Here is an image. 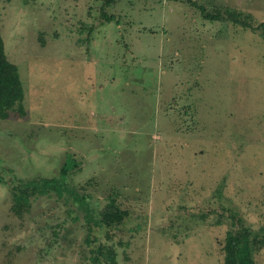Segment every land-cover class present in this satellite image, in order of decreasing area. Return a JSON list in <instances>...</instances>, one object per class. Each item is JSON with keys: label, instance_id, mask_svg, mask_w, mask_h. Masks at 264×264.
<instances>
[{"label": "rangeland", "instance_id": "1", "mask_svg": "<svg viewBox=\"0 0 264 264\" xmlns=\"http://www.w3.org/2000/svg\"><path fill=\"white\" fill-rule=\"evenodd\" d=\"M98 5L0 0L24 111L0 121V264H94L99 245L116 264H223L224 208L264 227V38L197 7L257 25L264 0H119L104 25ZM70 155L62 185L94 220L110 199L127 211L110 241L66 192L11 211L13 186L57 177Z\"/></svg>", "mask_w": 264, "mask_h": 264}, {"label": "trees", "instance_id": "2", "mask_svg": "<svg viewBox=\"0 0 264 264\" xmlns=\"http://www.w3.org/2000/svg\"><path fill=\"white\" fill-rule=\"evenodd\" d=\"M98 1L97 13L100 25L108 24L114 21L112 15L109 14L108 9L114 7L119 0H93ZM194 6L193 3H191ZM95 7V6H94ZM94 7L91 8L92 12ZM200 11V15L208 21H221L225 23H231L232 27H240L242 29H248L252 32H259V35L264 38V22L257 25H252L248 21L250 15H243L241 12L231 10L226 6L224 13L226 16L220 18V15H210L204 13L202 7H197ZM93 15V13H92ZM94 17V16H93ZM92 26L85 29L88 33H91ZM3 43L0 35V121L8 118L9 113L17 112L20 115L24 114L22 109L23 92L21 82L18 77V71L14 64L7 60ZM78 165V162L74 161V156L65 159L60 166L59 174L53 178H37L21 182L17 186H13L10 189L11 196V211L17 216H21L22 213H27L30 210L31 200L38 196L48 195L51 192L61 195L64 192L70 195V198H74L79 202L80 209H83V218H85L86 224H88V231L91 226L102 229L105 240H111V236L108 231L112 228H119L124 219L127 218V211L119 208L116 201L110 199L106 203L104 208L99 212L98 218H94L90 215L89 207L84 201V196L79 197L76 190H68L62 184L63 180L73 173V170ZM222 195V184L214 189L213 197L219 199ZM224 213L221 214L227 219V231L224 238V244L222 247L223 252V264H256L255 255L261 248L264 247V227L254 229L250 224L246 223V220L242 218L240 212L231 207L224 208ZM226 211V212H225ZM204 218V216H202ZM76 219V218H75ZM221 223V220H217V224ZM138 226H135L133 231H138ZM89 243V240H87ZM119 246L127 245V242L119 241ZM113 246V245H112ZM112 246L99 245L91 253L93 257L91 261L94 264H116L117 251Z\"/></svg>", "mask_w": 264, "mask_h": 264}]
</instances>
